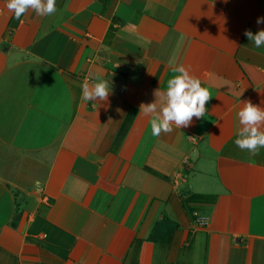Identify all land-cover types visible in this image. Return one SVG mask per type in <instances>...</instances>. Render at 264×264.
Masks as SVG:
<instances>
[{"label":"crops","instance_id":"1","mask_svg":"<svg viewBox=\"0 0 264 264\" xmlns=\"http://www.w3.org/2000/svg\"><path fill=\"white\" fill-rule=\"evenodd\" d=\"M56 8L16 19L0 0V264H264V148L234 144L243 103L264 108V47L245 36L264 0ZM178 64L206 114L153 137L140 105ZM98 73L112 92L85 102Z\"/></svg>","mask_w":264,"mask_h":264},{"label":"clouds","instance_id":"2","mask_svg":"<svg viewBox=\"0 0 264 264\" xmlns=\"http://www.w3.org/2000/svg\"><path fill=\"white\" fill-rule=\"evenodd\" d=\"M6 8L16 19H20L27 10L35 11L38 16H50L57 11L56 0H6ZM257 24L264 23V16L257 18ZM245 36L254 47H264V29L253 33L245 31ZM172 63V62H170ZM81 87V98L85 102H102L107 100L112 92V84L102 73L96 74L90 84L85 79ZM156 99L153 102L141 104L140 110L149 117L151 135L158 137L163 133L188 126L193 117L199 119L206 114V101L210 93L206 85H202L199 78L192 75L183 65H175L172 75L167 80L163 99L157 104L160 96L158 90L154 92ZM236 138L234 144L242 151L256 155L264 148V108L245 101L235 113Z\"/></svg>","mask_w":264,"mask_h":264},{"label":"trees","instance_id":"3","mask_svg":"<svg viewBox=\"0 0 264 264\" xmlns=\"http://www.w3.org/2000/svg\"><path fill=\"white\" fill-rule=\"evenodd\" d=\"M167 221H162L160 223L157 224L156 228L154 229L153 233H152V236H151V239L152 240H157L158 239V234H159V231L162 229V228H167V224H166ZM169 227V226H168ZM172 228H174V226H171ZM170 227V228H171Z\"/></svg>","mask_w":264,"mask_h":264},{"label":"built area","instance_id":"4","mask_svg":"<svg viewBox=\"0 0 264 264\" xmlns=\"http://www.w3.org/2000/svg\"><path fill=\"white\" fill-rule=\"evenodd\" d=\"M196 222H197L198 226H200V227L207 226V219L206 218L198 217Z\"/></svg>","mask_w":264,"mask_h":264}]
</instances>
